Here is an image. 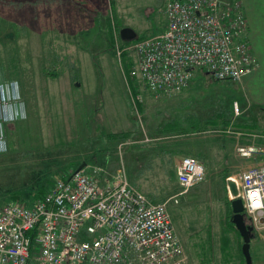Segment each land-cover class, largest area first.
Wrapping results in <instances>:
<instances>
[{"label":"rangeland","instance_id":"1","mask_svg":"<svg viewBox=\"0 0 264 264\" xmlns=\"http://www.w3.org/2000/svg\"><path fill=\"white\" fill-rule=\"evenodd\" d=\"M166 1L0 0V79L16 81L30 114H40L39 123L18 130L0 153V204L30 203L78 164L97 179L123 170L151 200L168 202L182 264H245L225 184L235 175L228 173L233 162L225 157L234 136L236 150L256 151L250 158L234 151L239 168L264 164V90L257 77L212 81L200 70L194 77H208L201 86L195 77L171 95L138 90L120 31L130 28L133 39L156 35ZM189 116L213 124L196 135L204 146L205 180L181 194L170 162L174 147L162 148L175 139L161 129ZM263 237L264 229L253 230L255 261L263 255Z\"/></svg>","mask_w":264,"mask_h":264},{"label":"built area","instance_id":"2","mask_svg":"<svg viewBox=\"0 0 264 264\" xmlns=\"http://www.w3.org/2000/svg\"><path fill=\"white\" fill-rule=\"evenodd\" d=\"M164 14L161 32L121 49L132 55L138 90L161 97L189 86L195 70L233 82L254 70L238 0H170ZM0 140L4 152L1 134ZM255 152L239 149L246 158ZM95 173L76 169L30 203L0 204V264H182L186 256L168 202L152 201L123 170L102 180ZM175 175L182 194L206 172L196 158L181 156ZM232 179L246 222L264 228V164Z\"/></svg>","mask_w":264,"mask_h":264},{"label":"crops","instance_id":"3","mask_svg":"<svg viewBox=\"0 0 264 264\" xmlns=\"http://www.w3.org/2000/svg\"><path fill=\"white\" fill-rule=\"evenodd\" d=\"M169 1L170 0H167L165 5ZM223 1L225 3L230 4L231 2L235 0H223ZM238 1L241 3V10H242V13L244 14V17L247 23L246 34H245L246 43L249 47V50L251 51V54L254 60V64H253L254 70L250 73L251 75L249 74L246 77L249 76L248 78H252L254 80H255L254 77H257V81L262 84V89L264 90V0H238ZM165 24H166V20H165L162 30L165 28ZM244 79L245 78H243V80ZM206 80H208L207 76L206 77L197 76L194 79V82L201 86L202 84L206 82ZM188 89L190 90V88ZM189 92H184L182 98L183 99L186 98L187 94L189 95ZM4 102H8V106L11 107V112L8 110V106L6 108L3 107ZM29 106L30 105L28 104V101L22 96L21 88L17 84L16 81H9V80L4 81L2 78L0 79V134L3 137V140L5 141V145L9 144V141L11 138H13L14 136H17L18 130L24 131L26 130L29 124L33 126L35 122L39 123L40 114L38 112L36 113V115L30 114ZM32 115H34V117ZM73 117H74V113H73ZM196 118L195 120H191V116L185 117L184 121L180 122L179 125L175 126V125L169 124L170 126L165 125L166 130L164 129L165 126L163 127V129H161L162 130L161 132L166 133L165 135H167L169 139L171 138L175 139L174 141L168 142V145L167 143L162 145V148L170 149L172 148L171 146L174 147L173 151L170 152V156H171L170 162L173 167V171H175L174 169L177 163L179 162V158L184 155L185 156L193 155V156H196V158L198 156L199 158H201L200 162L202 164L203 162H205V157H203L202 155L204 146L202 142L199 141L200 137H197L196 135H199L200 133H205V131L202 132L203 128H205V124L209 122L212 123L213 121L211 120L207 121L200 117L197 118L198 120H196ZM195 123H198V124H195ZM225 128L230 129L229 127H225ZM209 129L211 128L209 127ZM233 129L243 131L242 128H233ZM27 130H29V127ZM240 134L241 133H239L238 135ZM229 138L235 139V143L233 142L232 146H231V143L228 144V148H227L228 154L226 155L225 158H228L229 162H233L232 168H235L234 170H232V168H229L230 171L228 173H232L235 175L233 177H231V175H227L225 177V180L227 178H235L240 172L245 171L246 169L255 166V165H250V166H247L246 168L244 166H241L239 168L238 165L235 164V162H237L236 160L237 156L236 154H234V151H239V149L236 150V147H238V144H237L238 141L236 142L237 139L234 136L233 137L229 136ZM205 149H207L205 150L206 152L205 155H208V151H209V154L211 155V152H210L211 148L205 147ZM239 156L241 155L239 154ZM252 158L254 159V157ZM246 160H249V159H246ZM79 165L80 164L76 166H79ZM80 166L85 167L86 170L89 171L88 170L89 166L87 164L82 163ZM109 176L111 175L105 173L103 177L100 176L99 180H102L103 178L109 177ZM134 187L139 190L138 187L136 186ZM257 229L262 230L264 228H257ZM252 241H253V238L250 241V246L252 245ZM262 242L264 246V237L262 238ZM261 253L263 255H261L260 259L257 261L254 260L251 254L252 264H264V248Z\"/></svg>","mask_w":264,"mask_h":264},{"label":"water","instance_id":"4","mask_svg":"<svg viewBox=\"0 0 264 264\" xmlns=\"http://www.w3.org/2000/svg\"><path fill=\"white\" fill-rule=\"evenodd\" d=\"M120 37L124 40H131L135 38L134 32L130 28H124L120 31ZM83 166L77 168L81 170ZM225 184L231 199V223L234 225L235 229L239 233L242 239V245L240 248L241 254L244 258L245 264H252V258L250 253V241L253 238V226L249 225L244 217L242 202L237 198L238 190L236 184L232 178H227Z\"/></svg>","mask_w":264,"mask_h":264},{"label":"trees","instance_id":"5","mask_svg":"<svg viewBox=\"0 0 264 264\" xmlns=\"http://www.w3.org/2000/svg\"><path fill=\"white\" fill-rule=\"evenodd\" d=\"M137 102H138V100H137ZM168 125H169V124H168ZM168 125H166V126H168ZM170 125H175V126H176V125H179V122H178V121H173ZM170 125H169V126H170ZM164 129L166 130V127H164ZM84 164H85V163H84ZM80 165H81V164H80ZM80 165H79V166H80ZM79 166H76V167L78 168ZM76 167L73 169V171H75V170L77 169ZM44 190H45V189L42 187V189L39 191V195H38V196H42V195L45 193ZM231 226H232V225H231ZM28 264H34L33 260L30 259Z\"/></svg>","mask_w":264,"mask_h":264},{"label":"bare ground","instance_id":"6","mask_svg":"<svg viewBox=\"0 0 264 264\" xmlns=\"http://www.w3.org/2000/svg\"><path fill=\"white\" fill-rule=\"evenodd\" d=\"M138 40H140V39H131V40H128V42H126L125 44H130V43L138 41ZM132 65H133V63H132Z\"/></svg>","mask_w":264,"mask_h":264},{"label":"clouds","instance_id":"7","mask_svg":"<svg viewBox=\"0 0 264 264\" xmlns=\"http://www.w3.org/2000/svg\"><path fill=\"white\" fill-rule=\"evenodd\" d=\"M4 143H3V141L2 140H0V150H4Z\"/></svg>","mask_w":264,"mask_h":264}]
</instances>
